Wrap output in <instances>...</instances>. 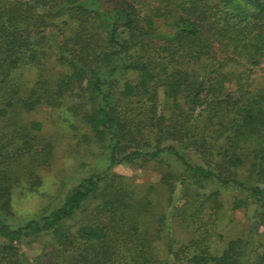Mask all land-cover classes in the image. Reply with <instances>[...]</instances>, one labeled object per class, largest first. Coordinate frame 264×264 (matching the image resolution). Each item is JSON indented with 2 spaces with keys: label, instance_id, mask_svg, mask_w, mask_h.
<instances>
[{
  "label": "trees",
  "instance_id": "16d2710c",
  "mask_svg": "<svg viewBox=\"0 0 264 264\" xmlns=\"http://www.w3.org/2000/svg\"><path fill=\"white\" fill-rule=\"evenodd\" d=\"M69 95L103 165L18 220L15 185L53 158L30 117ZM262 228L264 0H0V264H264Z\"/></svg>",
  "mask_w": 264,
  "mask_h": 264
},
{
  "label": "rangeland",
  "instance_id": "374dc122",
  "mask_svg": "<svg viewBox=\"0 0 264 264\" xmlns=\"http://www.w3.org/2000/svg\"><path fill=\"white\" fill-rule=\"evenodd\" d=\"M258 79L262 73L258 72ZM26 78H34L27 72ZM77 96L69 95L59 107L42 106L30 118L43 124V133L53 145L52 160L39 170L40 180L37 185L34 179L20 181L12 191L13 209L18 220L24 221L37 214L41 208L61 204L69 191L83 176L88 175L98 166L103 165L101 149L95 144L93 134L82 119V108L78 107ZM78 107V110H77ZM114 172L126 177L140 186L155 184L159 174L149 169L117 165ZM36 184V185H35ZM34 186V188H31ZM234 191L223 192L224 201L233 198ZM164 201V200H162ZM227 203V202H226ZM223 231L227 236L244 235L249 227V214L245 210L228 209L222 220ZM176 234L181 235L176 226ZM264 242V228L261 229ZM181 239V238H180ZM23 250L29 256L41 254V243L23 244Z\"/></svg>",
  "mask_w": 264,
  "mask_h": 264
}]
</instances>
